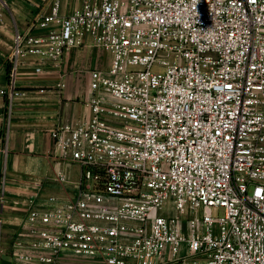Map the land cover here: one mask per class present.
Here are the masks:
<instances>
[{
  "label": "built area",
  "instance_id": "1",
  "mask_svg": "<svg viewBox=\"0 0 264 264\" xmlns=\"http://www.w3.org/2000/svg\"><path fill=\"white\" fill-rule=\"evenodd\" d=\"M60 6L52 0L14 35L7 125L25 57L59 65L90 37L112 59L91 70L90 115L52 129L56 156L81 169L74 194L45 204L33 195L25 221L38 254L14 253L47 264L64 253L97 264H264V0ZM55 179L69 182L64 170ZM5 190L2 175L0 206Z\"/></svg>",
  "mask_w": 264,
  "mask_h": 264
},
{
  "label": "crops",
  "instance_id": "2",
  "mask_svg": "<svg viewBox=\"0 0 264 264\" xmlns=\"http://www.w3.org/2000/svg\"><path fill=\"white\" fill-rule=\"evenodd\" d=\"M101 0H61L60 12L67 14ZM52 0H0V177H6L5 196L0 206V264H47L19 258L14 251L38 254L29 245L34 238L25 221L33 195L39 204L50 196L66 198L76 190L80 167L56 156L52 129L67 121L90 115L86 102L91 96V70L107 71L112 55L86 37L81 46L65 51L60 64L25 57L16 77L23 94L15 99L7 125L6 95L9 84L6 57L17 30L24 31L36 13H49ZM37 32H43L37 29ZM40 66L41 71H37ZM64 81L59 87L58 81ZM64 170L69 182L56 179ZM56 264H97L80 255L64 253Z\"/></svg>",
  "mask_w": 264,
  "mask_h": 264
}]
</instances>
